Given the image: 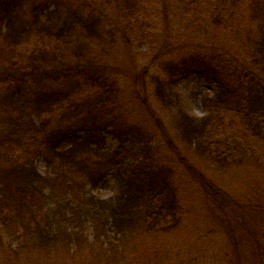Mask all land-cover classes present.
<instances>
[{
	"label": "trees",
	"instance_id": "trees-1",
	"mask_svg": "<svg viewBox=\"0 0 264 264\" xmlns=\"http://www.w3.org/2000/svg\"><path fill=\"white\" fill-rule=\"evenodd\" d=\"M155 2L189 18L207 7L194 23L230 44L161 57L134 94L114 60L147 47ZM189 81L207 87L203 118L178 91ZM0 96V263L148 253L187 215L184 182L229 225L221 174L264 171V0H0Z\"/></svg>",
	"mask_w": 264,
	"mask_h": 264
},
{
	"label": "rangeland",
	"instance_id": "rangeland-1",
	"mask_svg": "<svg viewBox=\"0 0 264 264\" xmlns=\"http://www.w3.org/2000/svg\"><path fill=\"white\" fill-rule=\"evenodd\" d=\"M155 5L152 39L147 47L141 49L136 58L130 56L127 51H121L114 60V64L124 73L126 86L134 94H143L146 91L149 76L157 70L154 64H158L161 57L170 58V53L190 52L210 40V47L222 48L230 44L229 37L224 38L223 42L220 39L226 32H215L214 28L201 27L200 24L194 23V17L207 14V7V11L200 7L198 12L189 18L179 16L170 4L155 2ZM246 20L247 23L250 22L248 13ZM149 66L152 67L148 68ZM137 74L144 77V82L134 81L133 77ZM205 90L206 86L193 81L178 89L186 108L197 118H203L207 114L196 97L197 92ZM9 111V106L0 96V118L8 116ZM36 166L42 175L46 174L42 161H38ZM211 167L202 162L200 169H208L210 176L215 179L217 175L211 173ZM220 178L218 183L226 192L227 198L221 215L230 221L229 225L222 224L213 216L206 196L199 193L196 201L194 186L184 182V193L190 200L187 215L178 229L168 234H159L155 239L158 246L148 253H102L100 247L92 245L96 250L90 249L82 256L75 254L65 258L63 250L60 249L58 254L36 258L37 260L32 255H28L30 259L25 255H11L0 264H264V171L254 175L248 169L232 170L221 174ZM114 192L115 189L109 186L101 189L98 196L107 200L114 196Z\"/></svg>",
	"mask_w": 264,
	"mask_h": 264
}]
</instances>
